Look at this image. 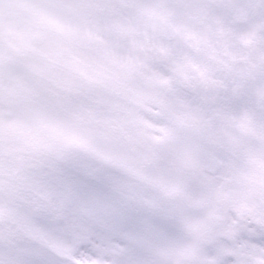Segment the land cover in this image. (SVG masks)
Returning <instances> with one entry per match:
<instances>
[{"label": "snow or ice", "instance_id": "6c2138e0", "mask_svg": "<svg viewBox=\"0 0 264 264\" xmlns=\"http://www.w3.org/2000/svg\"><path fill=\"white\" fill-rule=\"evenodd\" d=\"M0 264H264V0H0Z\"/></svg>", "mask_w": 264, "mask_h": 264}]
</instances>
